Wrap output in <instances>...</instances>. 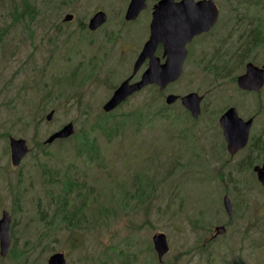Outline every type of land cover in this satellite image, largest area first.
<instances>
[{"label": "rangeland", "instance_id": "obj_1", "mask_svg": "<svg viewBox=\"0 0 264 264\" xmlns=\"http://www.w3.org/2000/svg\"><path fill=\"white\" fill-rule=\"evenodd\" d=\"M33 1V23L6 36L0 3V219L3 211L12 217V245L0 264H47L54 253H64L67 264H264V188L246 163L249 149L230 157L219 123L224 110L234 106L242 118L255 117L253 138L264 135V89L246 94L234 74L223 78L206 69L221 57V65L229 60L234 73H243L249 61L264 63V42L244 62L241 53L253 45L249 41L235 42L218 29L196 40L178 82L164 93L146 88L112 118L120 120L148 103L162 107L160 112H152L142 129L129 125L119 138L99 135L100 158L87 165L75 158L72 138L45 141L70 122L78 132L104 116V104L132 74L149 38V22L146 15L124 19L129 0ZM98 10L108 14V22L90 32L84 25ZM68 14L73 21H64ZM238 62L243 69L235 70ZM73 74L86 77L82 87L70 84ZM190 92L204 96L198 119L180 102L165 104L170 93ZM51 111L54 117L47 121ZM12 137L30 147L18 167L11 164ZM37 142L46 146L53 165L66 169L74 163L94 194L85 209L87 220L73 230L60 224L53 235L47 229L53 217L51 189L40 178L36 157L47 159ZM225 196L233 203L231 224H226ZM218 226L226 232L216 235ZM157 233L166 234L170 247L162 263L153 246ZM27 247L33 249L26 257L11 255V249L18 253Z\"/></svg>", "mask_w": 264, "mask_h": 264}, {"label": "water", "instance_id": "obj_2", "mask_svg": "<svg viewBox=\"0 0 264 264\" xmlns=\"http://www.w3.org/2000/svg\"><path fill=\"white\" fill-rule=\"evenodd\" d=\"M160 5H162V2ZM144 8H146V0H132L126 14V20H135ZM157 9L160 13V6ZM218 18V8L212 0L200 3H195L193 0H183L177 5V8L167 9L166 14L162 11V14L157 17V21L155 20L151 26V38L146 43L134 72L138 71L145 59L151 58L148 70L143 74L140 82L130 85V80H127L121 84L112 98L104 105L103 110L106 112L114 110L129 96L145 86L154 84L163 92L171 83L178 81L184 72V64L188 57L187 45L193 41L196 35L210 31L218 22ZM72 19V15L66 17V21ZM106 19L107 16L104 12L97 13L90 22V29L96 30L106 22ZM160 43L164 46V57L166 58L164 64H161L160 60L155 58V51ZM238 86L245 91H260L264 86V69L249 64L247 73L238 78ZM179 99L193 118L198 119L200 117L203 101L201 96L197 93H190L183 97L171 94L167 96L166 102L172 105ZM53 115L54 111L47 116V120L51 121ZM219 123L227 142V150L232 157L247 147L254 118L244 120L239 116V112L235 107H230L222 114ZM74 133V124L68 123L53 133L45 143L52 144L58 139L69 138ZM10 148L12 165L17 167L30 151L28 143L24 139L11 138ZM254 172L264 187V164L255 166ZM224 206L229 217H232L233 205L228 196L224 198ZM11 222V216L5 211L0 220V254L2 257L8 255L11 247ZM215 230L216 235H222L226 232L224 226H218ZM153 244L158 259L162 263L165 255L170 250L166 234H155ZM47 264H66V257L63 253H55L48 259Z\"/></svg>", "mask_w": 264, "mask_h": 264}, {"label": "trees", "instance_id": "obj_3", "mask_svg": "<svg viewBox=\"0 0 264 264\" xmlns=\"http://www.w3.org/2000/svg\"><path fill=\"white\" fill-rule=\"evenodd\" d=\"M33 2V0H0V3L5 9L4 21L6 23L5 28L7 32L4 36L10 35L11 31L12 33L17 31L20 26H25L28 29L30 24L33 23L34 15L36 13V7L33 5ZM8 21L10 24H8ZM219 64H223V61H221ZM225 66H229V62ZM218 74L224 78L231 75V73L222 74V70L215 73V75ZM69 80L70 84L75 88L82 87L87 81L86 77L79 80L78 76L76 77V74H73V76L69 77ZM149 108L150 106L146 104L136 106L129 113H125L120 120L116 117L112 118V115L106 114L104 116L98 117L97 120L89 127L79 130L76 132L75 136L72 137V139L76 141L72 145L73 148H71V150H73L72 152L75 154V158L80 159L84 164L87 165H89V163H94V160L99 159L101 154L99 148V135H103L108 140H111L115 137L119 138L125 131H127L130 125L129 122H136L137 126L141 128L140 125L143 123V119L145 117L148 118L147 114L151 113ZM112 121H116V123H112ZM29 124H32V121H30ZM256 142V140L252 142L249 148L251 146H256ZM37 145L38 148H42L44 151L45 156H43V158L47 159L46 161H43L40 157H36V161L41 167L40 178L42 180L43 186L49 187L51 189V191H47V194L51 195L52 198V202L49 204V209L52 211L53 217L51 220L48 219L46 222L47 229L49 232H53V235L58 233L57 230L59 228H57V226L60 224H65V227L68 230L71 228L73 230L76 228L79 221L81 223L82 221L87 220L85 218V209L88 206V203H90L91 196H94V194L90 189L88 181H84L80 178V173L78 171L79 168L76 167L74 163L68 164L66 169L61 168L57 165V163L53 165L51 162L52 159L46 157V146L43 147L44 144L40 142H37ZM263 149L264 147L259 144L257 148H254V152L256 154L249 153L246 158L248 167L253 166L254 163H258V161L261 163V160H256L254 163L251 161L255 158V156L256 158H259ZM60 185L63 187V191L58 193L56 189ZM143 188L144 185L141 184V192L139 195L140 199L141 197L143 199L142 195L145 192ZM76 200H78V204L73 205ZM54 205L57 206L55 210L52 209ZM32 249V247H27L18 253L16 250L14 251V249H12L11 255L13 254L16 259H21L26 257V255L31 252ZM110 260H112L111 256L109 257L108 261L110 262ZM103 264H107V261H105Z\"/></svg>", "mask_w": 264, "mask_h": 264}, {"label": "flooded vegetation", "instance_id": "obj_4", "mask_svg": "<svg viewBox=\"0 0 264 264\" xmlns=\"http://www.w3.org/2000/svg\"><path fill=\"white\" fill-rule=\"evenodd\" d=\"M130 1L131 0H129V4H130ZM161 1L162 0H147L146 1V8L140 13V15L138 16V18L135 21L139 20L142 16L146 15L147 20L149 21V24H151L152 21L154 22L157 19V17H159L162 14L161 12L158 13V11H157V7L159 6ZM180 1H182V0H175L176 3L180 2ZM194 1H195V3H198V2L209 1V0H194ZM212 1L214 2V4L218 8V12H219L218 22L210 31L196 35L194 37L193 41L189 45L190 46H191V44L193 45L196 42V40L200 39L201 37L214 35L213 33L218 29V30H220V33H223L225 35V38H230L232 40L237 39V41H235V42L249 41V42L253 43L252 46L248 47V50L246 53H241L244 55L243 61L246 62V60L248 58V54L249 53L251 54L252 52H254L264 42V0H212ZM129 4L127 6H129ZM99 11H102V10H98V11H96V13H98ZM96 13H94V15ZM71 15H73V14H71ZM93 16L90 18V21L93 18ZM120 20L121 19H119L118 21H120ZM223 20H224V23H222ZM107 22H108V19H107ZM88 24H89V22H88ZM88 24H86L87 28H89ZM105 24L103 26H105ZM103 26L98 28L96 31L102 29ZM239 39H244V40H239ZM189 45H188V50H189L188 58L191 57V53H192V50L189 49ZM221 61H223V63L225 62V60L221 57H217V58L212 59L210 61L211 65L206 66L207 71L211 74H214V75H215V73H217L220 70H222V74H225V73L234 74L233 80L236 83L237 88L241 92H244L246 94L259 93L264 89V86H263V88L258 92L257 91H245V90L240 89L238 86V78L247 73L249 64H253L255 67H257L259 69H264V63L257 64L255 61H249L246 63L245 71L243 73L242 72L237 73L235 71V73H236L235 74L233 71L234 68L232 66L221 65V64H219ZM228 62H229V60L226 61V63H228ZM147 65H148V63L146 62L143 67H145ZM220 66H221V68H220ZM235 67H236L235 70H238L240 68L243 69V65L241 66L240 63L238 66H235ZM225 70H227V71L225 72ZM184 71H185V67H184ZM218 75H220V74H218ZM130 77H131V75L128 78H130ZM229 77H225V78H229ZM128 78H126V79H128ZM126 79H124L123 82ZM139 79H140L139 74H137L136 76H134L132 78L131 82L132 83L137 82ZM120 84H122V82ZM190 93H197V92H190ZM190 93H188V94H190ZM200 96L204 100V96L203 95H200ZM231 107H234V106H231ZM229 108L224 110V112H226ZM250 118H254V123H253V126H254L256 119L254 116H251L248 119H250ZM248 119H245V120H248ZM253 126H252V129H253ZM252 129H251V132H252ZM252 138L253 137L250 133L249 144L244 150L248 149L249 146L252 144V142H254L256 140L257 141L256 146H251L249 148V153L256 154L254 152V148H257L259 144H261L264 147V135L257 137V139L253 138V140H252ZM244 150H242V151H244ZM263 152H264V149L261 152V156L259 158H256V156H255V158L251 161L252 163H254V161H256V160H261V163L258 161V163H254V165L249 167V168H254L255 166H258V165L261 166L264 164ZM249 153H248V155H249ZM232 218H229L230 220L227 221L226 224H229V223L231 224L232 223L231 220H233Z\"/></svg>", "mask_w": 264, "mask_h": 264}]
</instances>
